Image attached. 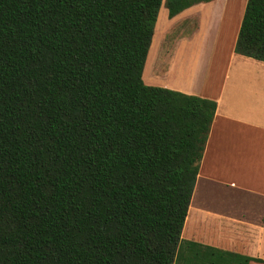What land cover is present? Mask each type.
<instances>
[{"label":"trees","instance_id":"trees-1","mask_svg":"<svg viewBox=\"0 0 264 264\" xmlns=\"http://www.w3.org/2000/svg\"><path fill=\"white\" fill-rule=\"evenodd\" d=\"M201 1L0 0V264H173L216 102L142 72ZM234 52L264 61V0Z\"/></svg>","mask_w":264,"mask_h":264},{"label":"crops","instance_id":"crops-1","mask_svg":"<svg viewBox=\"0 0 264 264\" xmlns=\"http://www.w3.org/2000/svg\"><path fill=\"white\" fill-rule=\"evenodd\" d=\"M246 2L192 4L171 18L192 23L175 48L147 53L145 84L216 102L173 264H264V61L234 52Z\"/></svg>","mask_w":264,"mask_h":264},{"label":"rangeland","instance_id":"rangeland-1","mask_svg":"<svg viewBox=\"0 0 264 264\" xmlns=\"http://www.w3.org/2000/svg\"><path fill=\"white\" fill-rule=\"evenodd\" d=\"M163 6H164V4L162 3V6L160 7V9L161 8H163V9H162L161 16H160V19H159V22L157 25V29H156L157 34H156V38H155V43H154V47L151 51V54L149 56V62L148 63H150L152 57H154V55L156 54L160 40L162 42L160 54L163 56V55H166V53L169 50L172 51V49L175 48V44H178L180 42V41H178V42L174 43V40L179 37L180 31H181L180 29L182 27H186L188 30L186 31V28H185L184 34H187L189 32V29L192 26L191 22L175 24L174 19H168V17H165L164 10L166 9V7L165 6L163 7ZM155 33L156 32L154 31V34ZM184 37H181V38H183L184 42L180 43V46L184 47L186 49L181 50L180 54L185 56V58L187 59L192 54V51H191L192 46L190 44V40H189L190 38H184Z\"/></svg>","mask_w":264,"mask_h":264}]
</instances>
